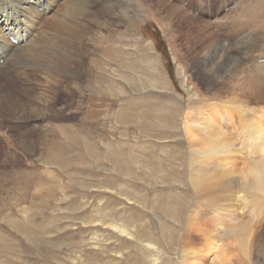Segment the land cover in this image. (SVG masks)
I'll use <instances>...</instances> for the list:
<instances>
[{
	"label": "rangeland",
	"instance_id": "374dc122",
	"mask_svg": "<svg viewBox=\"0 0 264 264\" xmlns=\"http://www.w3.org/2000/svg\"><path fill=\"white\" fill-rule=\"evenodd\" d=\"M121 1L133 11L119 7L104 19L87 21L92 42L78 44L83 51L69 55L83 62L55 64L78 73L73 79L57 78L51 87L46 77L55 68L40 60L23 66L13 58L8 76L0 74V264H124L126 252L131 264H140L134 241L106 225H123L137 237L149 227L161 239L160 224L171 227L183 215L203 217L214 226V218L227 220L222 208L207 217L206 203L189 206L194 195L187 184L184 117L226 131L241 151L231 159L247 163L246 137L264 129L256 114H264V0H173L194 17L181 24L159 19L151 0ZM206 22L211 28L200 30L202 42L193 26ZM39 32L41 38L56 39L43 28ZM218 42L231 69L221 67L222 61L203 65L202 45L212 49ZM38 43H29L40 46L37 54L54 55L50 44ZM6 93L37 112H12L11 103L4 104L10 105L6 110ZM231 98L240 104L227 103ZM201 107H212L205 110L211 120L199 116ZM195 150H189L194 160ZM250 151L264 166L259 149ZM185 193L190 199L183 215L180 209L179 216L168 217L162 203L169 195L168 203H182ZM259 198L235 213L264 233V199ZM193 230L183 235L184 249L203 253L205 242L193 240ZM259 241L264 244V237ZM208 242L225 243L222 249L231 245L225 254L239 260L227 236ZM258 255L256 248L253 263L264 264Z\"/></svg>",
	"mask_w": 264,
	"mask_h": 264
},
{
	"label": "bare ground",
	"instance_id": "6f19581e",
	"mask_svg": "<svg viewBox=\"0 0 264 264\" xmlns=\"http://www.w3.org/2000/svg\"><path fill=\"white\" fill-rule=\"evenodd\" d=\"M104 1L108 5H103ZM136 1L137 0H135V2ZM151 1L154 2V12L159 15V19L161 20L174 21V23L177 22L178 24H181L184 22L192 23L189 20L194 19V17H191L185 12L184 9H182L184 7L181 6L182 8H179L178 6L174 5L175 3H171L173 0ZM130 2L133 3L134 1L131 0ZM179 4L183 5L182 3ZM87 6L90 7L87 8ZM119 7L126 8L128 12H131V10L133 11L132 6L128 5L127 7V3L122 2L121 0H0V74H3L4 77L8 76L6 73L10 71V67H8L9 62L13 58L14 60L16 59L19 62V65L20 63H25L22 64L23 66H28L31 62H38L37 60H40V64L41 61L44 63L46 62L48 66L55 68V71H51V74H47L48 76L46 77L48 78L51 87L56 84V81H58L57 78H59V80L60 78L67 79L68 77L73 79L74 76H77L78 73L76 74L74 71H71V68L61 70L58 68V64L57 66H55V64L59 62H61V64H64L67 63L68 60L75 64L73 58L77 62H83V60H79V58H77L78 55L73 58H71L69 55L72 52H75L77 54L80 53V51H83L81 47H79V45H85V42H92L91 39L94 37V35L91 34L92 32H90V30L92 29L87 24V21L94 20L95 22L96 20L104 19L105 17L110 15V11L116 10V8ZM68 22L71 23V26L68 25ZM40 28H43L50 34H53L56 39L49 40L41 38L39 32ZM208 28H211V26L207 22L201 25L198 24L197 27L195 25L193 26L195 33H199V36L202 37V42H204V37L200 30L204 32ZM38 39L50 44L54 48V55L51 54L46 57L41 54H37L41 52L40 46L38 49H33L31 48L29 43L39 45ZM11 40H16L17 44L14 45ZM77 40L79 41L78 43ZM215 44L216 45L212 49H206L208 45H206L205 43L202 45V58L204 67L211 64L219 66V63L222 61V65H220L221 67L231 69V67L228 65L230 59L225 55L223 51V45H220L219 42ZM63 53L64 56L62 57ZM221 54H224V56L222 57ZM54 56H56L55 61L53 60ZM23 58L27 62H21L23 61ZM63 58L65 60L67 59V61H63ZM233 68H235V66ZM78 78L80 79V77ZM156 82L157 79L153 81V84ZM6 95L5 96L7 98V101H3V106L6 110L11 105L10 107L15 108L12 110V112L18 109L21 110L20 113H22L24 110H28L29 112H37L38 109H36L35 107L29 106L28 104H22V100L19 99L12 100V98L8 96V93H6ZM235 102L240 104L239 102H241V100H237V98H231L230 101H227V103L234 104ZM7 103L11 104L9 106L4 105ZM210 108L212 107H201L199 116L200 114H204L203 117H205V110ZM217 110L219 109L217 108ZM218 113H220V111ZM256 114L258 115V119H262V122H264V114H261V111L260 113L256 112ZM218 117H220V114ZM208 118L210 119V117ZM184 119L185 124L184 129L182 130L184 134L183 142L184 144L188 143V145H185V148L187 149L188 163L187 178L189 180L187 184L191 188L190 192L194 195L193 200L191 199L192 201L189 202V206L194 203H206L204 206L205 210H207L205 213V216L207 217L213 216V212L216 208H222L224 214H221H223L225 219L227 220L223 221L224 218H214L218 222L214 226V224L212 225L211 223H205L203 217H200V219L196 216V218L189 217V215L184 216L182 209L186 201H188L187 198L189 197V194L187 195L185 193V201L182 203H168L170 201V195L167 197V202L162 203L163 212H165L168 217L171 218L174 215L179 216L180 214L177 213V211L181 209V213L184 218L182 220L177 219V223L170 221L171 224L169 226H171L172 228L167 227L166 224L161 223V239L157 238L154 235L152 229L149 227L147 233H144L143 235H141V237H137L134 233H132L133 231L130 232L128 230L129 228L126 229L123 225L109 224L105 227H110V229L115 231L118 235L132 239L134 241L132 243H134V245L136 246V252L140 254V264H241L239 261L240 259L242 260V262L247 264H257L253 263L254 251L256 248H259L260 255L258 256L260 261H264V244L259 241V237H264V233L251 226L249 222H244L245 220L243 219L242 221L239 216H237L238 214L235 213L237 210H241V212L242 210H245L244 206L246 204L249 205L251 201L255 202L256 198V201L259 197H263L264 199V166L262 164H259L256 158H254L256 155L254 157H252L253 155L250 156L251 154H254V152H252L253 148L259 149V153L257 152V154H261L264 156V133L261 130L260 131L263 133V135L260 132H256L257 129L264 130L263 127L257 128L256 131L251 130V134L246 137L247 144L245 143L244 145H242L245 153L247 154L246 156H249V159L247 157V160H245L247 161V163L239 165L237 164L236 160H233L231 158L233 155H239V152L241 151H238L237 147H234V144L232 143L226 131L217 129L215 130L212 127L209 128V126L207 125L204 126L200 124L201 122L195 124L192 122L193 120H191L190 117L187 116L186 118L184 117ZM222 119L219 120L221 121ZM263 124L264 123H262L261 125L263 126ZM211 125L212 124L210 123V126ZM257 125H259V123H257ZM190 147L196 148L194 154L197 153L198 156L197 158L194 156L195 160L191 156L193 154V151L191 152L192 154L189 151L191 149ZM249 151L252 153L249 154ZM239 156L238 158L240 159ZM250 157L252 159H250ZM217 158H220V162H218ZM259 161L263 162L264 160H261L259 158ZM192 175H194V177ZM175 195V198L178 199L179 194L176 193ZM257 218L259 217L257 216ZM183 220V225L179 226L178 223L182 224ZM167 221L168 219L166 220V222ZM143 227L144 226H142V229ZM187 229H194L193 233L195 234V236L193 237V240L202 241V243L205 242V252L202 251L203 253H201V250L199 252L193 251L192 249H184L182 239ZM221 230L222 232H220ZM143 231L140 230L141 233ZM145 235L147 237H145ZM221 236H227V238H230L231 241L236 244L234 246L238 252L237 256L239 257V260L233 259V256H236V254L232 257L227 253L225 254V252H228V250L232 249V247H230L231 245L227 246L226 249H222L224 247L223 244L225 243H220V247L211 242L207 243L210 238H212L214 241ZM192 244L193 242L191 241L190 246ZM199 245L197 244V246ZM130 247H132V245ZM130 247L128 248L131 249ZM169 251H172L173 256L169 255ZM125 254L126 255L124 259H122L124 260V264H131L130 262L132 260H130V253L126 252Z\"/></svg>",
	"mask_w": 264,
	"mask_h": 264
}]
</instances>
